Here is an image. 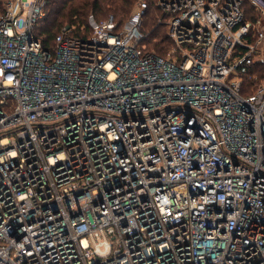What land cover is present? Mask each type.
Here are the masks:
<instances>
[{"label": "built area", "instance_id": "built-area-1", "mask_svg": "<svg viewBox=\"0 0 264 264\" xmlns=\"http://www.w3.org/2000/svg\"><path fill=\"white\" fill-rule=\"evenodd\" d=\"M244 0H161L172 48L65 24L47 0L0 13V264H264L263 16Z\"/></svg>", "mask_w": 264, "mask_h": 264}, {"label": "trees", "instance_id": "trees-1", "mask_svg": "<svg viewBox=\"0 0 264 264\" xmlns=\"http://www.w3.org/2000/svg\"><path fill=\"white\" fill-rule=\"evenodd\" d=\"M140 1L147 3L142 13V29L146 34L144 42L147 43V50L164 56L170 44L172 45L166 22L168 15L160 3H156V0ZM136 2L138 0H47V14L38 27V35L42 38L46 48H52L56 34L65 24L75 26V34L87 36L90 33V15H94L98 20L113 16L120 24L132 13ZM246 3L247 0H244L243 7L247 14L252 8L247 7ZM2 6L0 3V13L4 10ZM256 19L255 16L252 20ZM253 75H258L260 79L264 78L263 63H257L246 73L243 93H249L245 91L254 85Z\"/></svg>", "mask_w": 264, "mask_h": 264}, {"label": "rangeland", "instance_id": "rangeland-1", "mask_svg": "<svg viewBox=\"0 0 264 264\" xmlns=\"http://www.w3.org/2000/svg\"><path fill=\"white\" fill-rule=\"evenodd\" d=\"M6 1L7 0H0V3L3 5L2 7L5 8V4H6ZM140 0H138L139 2ZM264 2V0H261ZM138 2H136V4L134 5V8L132 10V13L129 15V17L123 22V23H120V25L124 24L130 17L131 15L133 14ZM160 3V0H156V3ZM247 7L249 8H252L251 11L247 12V17L252 20L255 16L258 18H260L261 16H263V13L258 10V9H261V8H257L254 4H253V0H247V3H246ZM160 15V13H159ZM253 21V20H252ZM147 44V43H146ZM150 46V45H149ZM152 47V46H151ZM149 48V47H148ZM172 48V45L170 44V47L166 50L167 52ZM151 49H154V48H151ZM165 51V52H166ZM254 90V88L250 87V89H247L245 92H252Z\"/></svg>", "mask_w": 264, "mask_h": 264}]
</instances>
